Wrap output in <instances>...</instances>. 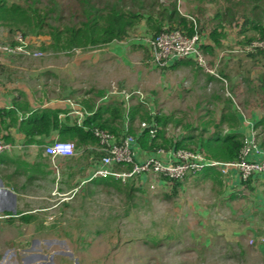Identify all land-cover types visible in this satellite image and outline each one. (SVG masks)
<instances>
[{"label":"rangeland","instance_id":"374dc122","mask_svg":"<svg viewBox=\"0 0 264 264\" xmlns=\"http://www.w3.org/2000/svg\"><path fill=\"white\" fill-rule=\"evenodd\" d=\"M174 1L179 13L194 18L198 27L206 24L218 6V0L203 3L192 0H160V5L153 10L154 13L162 10L161 5L169 7ZM240 1H247L245 4L249 5L251 2L228 0L232 4ZM11 4H16L22 11L28 12L23 0H8L7 7ZM66 4L70 7L75 5L73 0ZM126 10L127 8L118 14L125 15ZM113 15L110 11L103 12L98 18L97 30L105 29ZM138 25L127 41L129 43L125 44L129 47L133 43L141 42L149 48L145 42L150 38L144 34V20ZM234 38L231 33L225 40L224 44L228 46L223 54L230 53L227 50L233 47ZM10 41L7 32L0 28V44H11ZM42 41H47V37L33 36L26 43L30 50L42 52ZM101 49L76 50L70 55L42 52L43 56L40 58L19 56L13 59L15 67L22 72L19 80L26 86L33 82V85L42 88L45 83L44 79L32 80L25 77L29 72L58 71L65 68L89 72L90 76L109 80L107 86L111 94L116 93V96L122 97L123 93L139 92L142 99L148 101L151 113H174L179 118L186 115L193 122L197 115L205 112L202 108L213 111L207 104L213 92L221 90V83L224 85L222 91L226 95L225 88L230 93V81L240 80L239 74L232 73L233 78L230 81L225 80L227 85L225 82L207 84L206 72L203 70L195 72V69L192 71L182 68L172 71L168 66L156 67L145 48H134L131 52L128 49V63L125 60L109 61L107 56L103 57L105 52ZM1 57L2 55L0 61L3 63L4 59ZM247 66L251 74H260L259 66H255V69L250 64ZM210 69L216 73L218 66L214 65ZM244 71L242 69L240 75ZM246 88V85L242 86L241 93L235 98L239 106L243 99L251 102L256 99L250 98L253 95H248ZM153 90L155 93L152 95ZM154 95L157 100L153 105L150 101ZM259 108L262 107H256L260 117V114L264 115V108ZM242 111L245 115L248 113L244 109ZM213 112L218 113L217 109ZM181 131L180 127L169 126L167 136L178 138ZM263 135L264 132L258 138L260 141ZM154 180L157 179L149 175L144 183L133 179L118 185L119 190L85 185L84 188L88 191L84 193L80 190L72 191L71 195H58L59 193L54 192L46 197L45 202L49 206L47 210L29 215L33 222L22 223L13 219L0 227V261L3 262V248H9L13 250V256L9 255L10 258L6 260L8 264H248L251 261L264 264L261 256H252L248 252L251 249L247 244L249 237L264 224L260 214L250 219L257 207L250 200L232 202L226 198L227 194L213 192L209 184L193 185L189 182H183L174 193L173 183L162 187L160 182L154 183ZM59 200L67 201L50 207ZM108 220L109 229L102 232ZM33 254H36L33 260H23L25 256Z\"/></svg>","mask_w":264,"mask_h":264},{"label":"trees","instance_id":"16d2710c","mask_svg":"<svg viewBox=\"0 0 264 264\" xmlns=\"http://www.w3.org/2000/svg\"><path fill=\"white\" fill-rule=\"evenodd\" d=\"M23 1L28 7V12L22 11L16 4L7 7L8 0H0V28L7 32L11 38V44L16 43L15 37L17 35H20L25 41L33 36L47 37V41H42L40 44V50L43 53L70 55L76 50L90 51L104 48L112 42H125L139 27V22L144 20V34L150 39H155L163 29L179 31L187 37L198 34L203 39L200 45L202 54L204 57L211 56L214 59L215 51H226V48L223 47L224 42L233 33L234 45L227 50L230 52L228 53L229 60L227 62L222 61L225 56H221L220 59L222 67L217 69L219 79L230 81L233 78L232 73L234 75L239 74L240 80L238 82L230 81L229 90L232 98H237L241 93V87L246 85L248 95H253L250 98L255 97L256 99H253L252 102L243 99V105L251 106V108H264L261 105L264 104V50L257 48L252 52H243V49L251 45L252 42L264 41V0H251L250 5L245 4L247 1L232 4L228 0H218L216 2L217 10L212 12L205 25H199V27L194 18L179 13L176 1L172 2L169 7L161 5L162 10L156 13L153 10L160 5V0H73L75 5L72 7L66 4L72 0ZM192 1L203 3L214 0ZM126 8L125 15L118 14ZM106 11L114 14L113 19L105 29L98 31V18ZM204 39L206 43H204ZM132 46L139 49L145 48L150 58L151 51L143 43H133ZM172 63V66L169 63L167 68L190 66L196 72L202 70L191 58L174 60ZM248 64L253 68L259 66L261 72H257L260 74H251ZM208 65L213 68L214 60ZM242 69L245 71L244 74L240 75ZM219 79L209 75L207 76V84L219 83ZM223 88L221 86L220 91ZM215 94L211 95L208 106L211 104L221 106L219 115L213 112L214 110L202 108L205 112L203 115H197L194 122L186 115L179 118L175 117L174 113L166 115L160 111L152 114L144 100L139 99L132 102L136 95H131L130 104L127 107L124 106L123 102L116 100H106L97 106L92 99L84 100L82 107L87 115L80 126H69L67 122L58 119L57 111L44 109L36 111L32 116L22 118L19 129L25 136V145L31 144L37 136L45 135L46 137L51 130L58 131L61 134L60 140L64 142L72 140L76 151L93 156L95 166L102 157L97 151H91L92 148L95 149L99 146L98 139L93 134L95 129L110 133L118 139L125 135L135 137L138 144L137 152H139L137 158L142 156L143 152L150 156L160 149L166 151L174 148L200 152L207 159L219 163L235 162L238 160L244 139L243 135L237 132L240 121L236 116L232 99L224 98L218 93ZM97 97L101 98L102 94ZM3 117L10 120L11 126L17 123V111L14 109L1 111L0 122L4 119ZM142 123L146 124L148 128L140 129L139 125ZM169 126L181 128L182 131L178 138L173 135L168 138L167 128ZM224 127L227 128V132L224 131ZM254 129H260L262 132L259 134L263 133L264 115L255 123ZM138 130L141 131L139 134H137ZM0 138L2 139L1 135ZM5 142L7 141L5 140ZM260 143L264 146V136ZM130 168V165L117 166V169L120 170H129ZM194 177L193 183L196 185L210 182L213 188L221 189L224 186V178L219 167L205 168ZM187 178L189 177L183 180L161 179L160 181L164 187L173 183L172 190L175 193ZM133 179L144 183L146 176H136L125 183L113 178H96L89 180L87 185L93 186V188L119 190L118 185L126 184ZM250 182L251 179H248L244 184L248 185ZM85 191L88 190L84 187L80 189L81 193ZM5 215L12 216L9 213ZM19 221L30 223L34 220L32 216L23 215ZM109 226L108 220L103 230L101 229L102 232L108 230Z\"/></svg>","mask_w":264,"mask_h":264},{"label":"crops","instance_id":"0c3cea01","mask_svg":"<svg viewBox=\"0 0 264 264\" xmlns=\"http://www.w3.org/2000/svg\"><path fill=\"white\" fill-rule=\"evenodd\" d=\"M125 43L129 42H112L108 44L103 49H101L105 52L103 57L107 56L109 61H126L128 49L131 52V49H134V47L132 48V44H128L130 45L128 47ZM204 43H206L205 39ZM226 46L228 45H223L224 49L227 48ZM215 52L216 58L214 57L213 59L211 56H206V61L209 63L214 60V65L222 67V63L220 61L221 56H225V58L222 60L224 62L229 60V56L227 54H223L221 51ZM0 55H2L1 58L4 59L3 63L0 61V112L14 109L17 111L18 117L17 123L13 126H11L10 120L4 117V119L0 122V135L2 136V139L15 146L12 151L4 153L0 157V213H9L13 215V217L5 219L6 221H0L2 222L0 223V227H2L5 222L10 223L13 219L20 220L23 215H32L38 213L39 211L43 213L49 208L48 204L45 202L46 197L53 194L54 192H56V194L59 193L58 195H65L67 193L71 195L72 191L80 190L85 185H87L88 181L90 180V176L96 167L94 164V157L87 153L83 154L76 151L73 157H58L55 159H51L49 156H47L44 152V147L46 145H49L54 141H63L60 140L61 134H59L58 131L51 130L46 137L45 135L37 136L31 144L25 145V136L19 129V123L22 118H27L32 116L36 111L46 109L57 111L58 119L63 122H67V125L80 126L84 117L87 115L83 111L82 107V102L84 100L92 99L96 106L97 104L106 100H116L123 102L124 106L127 107L130 104V99L125 100L124 95L126 93H123L122 97L116 96V93H109L107 86L109 80L107 79L90 76L89 72H78L67 70V68L58 71L45 70L39 71L37 73L29 72L25 77H29L32 80L34 78L44 79L45 83L42 88L33 85V82L31 85L26 86L25 84H21L22 82L19 79L20 77L22 78V76H20L22 72H19V69H17L14 64L15 59L13 58L17 57L8 56L1 53ZM192 59L193 58H191V60ZM172 64L173 63L170 62L171 66ZM182 68H188L192 71L194 70L190 66H179L178 68H173L171 70L177 71ZM25 73L26 72H24V74ZM209 75L216 79L219 77L217 71L216 73L214 72V74L206 73V76ZM109 78L111 79L110 75ZM89 79L91 81H89ZM219 80H221L219 83L225 82L227 85L224 79L221 78ZM50 81H53L54 83H51ZM47 82L50 83L47 85ZM29 83L31 82L29 81ZM86 85L89 88L85 87ZM220 86L224 85L221 83ZM225 91L227 92L226 88ZM129 93H132V91ZM154 93L155 91L153 90L152 95ZM213 93L221 94L224 98L226 96L223 91ZM100 94H102V97L105 96V98H98L97 96ZM228 94V97L232 99L235 105L236 116L240 121V127L237 132L242 134L244 138L254 133L256 141L262 148H264V146H262L260 143V139H258L261 135L259 133L262 131L260 129H254L255 123L261 119L263 115L260 114L259 117L258 110L256 108L243 105L242 101H240L239 106L235 98H232L231 92H228ZM139 99L143 100L142 95H136L133 101H137ZM156 100L157 99L154 95L150 102L154 105ZM145 102L148 104V101ZM241 106L242 109L248 111L246 115L240 108ZM208 107H212L213 110L217 109V115H219L221 106L218 104H211ZM224 131H228L226 127H224ZM140 132L141 131H139L137 134ZM67 141L72 142V140ZM93 149L94 148H92L91 151L96 152L97 148L94 150ZM134 149L136 152L138 151L137 141L135 142ZM171 149L172 148L166 150L165 152L170 151ZM138 153L139 152H137V154ZM155 153H153V155ZM142 154V156L137 158L138 161H141L149 156L148 153L143 152ZM194 178V176L189 177L185 182L196 185L193 183ZM223 178L224 186L221 189L218 187L213 188L210 182L199 185L209 184L210 189L213 192L217 194H227L226 198L232 202H237L242 199L250 200L255 206H257L255 208V213H252L250 219H253V216L256 214H260L263 216L262 221L264 223V173H258L250 177L249 179H251V182L248 183V185L244 184L245 182L240 179L237 171L235 170H231L229 174L227 176H223ZM160 185L163 187L161 181ZM66 201L67 200H64L62 202L64 203ZM62 202L59 200L50 207L61 205ZM260 239H264V224L257 228V232L249 237L247 243L251 247V249L249 248L248 250L249 254L252 256L257 254V256H261L263 258L262 260L264 261V243H261ZM250 240L254 241L253 245L249 244ZM3 250L4 254L2 255L1 259L3 262L0 261V264H8L6 260L9 259L10 256H13V252H11L13 250L9 248H3ZM242 251L244 253L245 249L243 248ZM34 257H36V254L27 255L25 258H23V260H33ZM248 264L257 263L251 261Z\"/></svg>","mask_w":264,"mask_h":264},{"label":"built area","instance_id":"2783aa9c","mask_svg":"<svg viewBox=\"0 0 264 264\" xmlns=\"http://www.w3.org/2000/svg\"><path fill=\"white\" fill-rule=\"evenodd\" d=\"M15 41V44H0V53L14 57L40 58L43 56L42 52L30 50L20 35L15 37ZM145 42L151 49V62L156 67H166L174 60L193 58L204 72L214 74L201 52L202 38L198 34L187 37L179 31L163 29L155 39H147ZM257 48L264 50V41L252 42L251 45L243 49V52H252ZM217 78L219 79V77ZM135 94L140 95L139 92L127 93L124 98L129 100L130 96ZM226 96H229L228 92H226ZM145 128H148L147 125L142 123L140 129ZM93 134L98 139L97 151L102 157L91 174L90 180L113 178L125 183L136 176L149 175L157 179L154 180L155 183L156 181L160 182L161 179L183 180L186 177L195 176L205 168L219 167L223 176H227L231 170H235L240 179L245 182L255 174L264 173V148L256 141L254 133L243 139L238 160L231 163L215 162L207 159L200 152L174 148L167 152L160 149L154 155L138 161L134 149L135 137L125 135L118 139L114 135L98 129H95ZM14 148V145L0 138V155L8 153ZM44 152L51 159L73 157L76 148L73 142L54 141L44 147ZM118 165H130L131 168L120 170L117 169ZM8 218L11 216L0 213V221ZM260 242L264 243V239H260ZM249 244L253 245L254 241L250 240Z\"/></svg>","mask_w":264,"mask_h":264}]
</instances>
